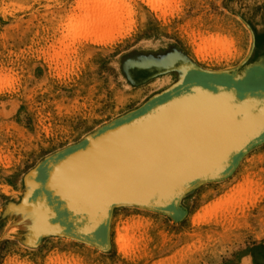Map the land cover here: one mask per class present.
Wrapping results in <instances>:
<instances>
[{
  "label": "rangeland",
  "instance_id": "374dc122",
  "mask_svg": "<svg viewBox=\"0 0 264 264\" xmlns=\"http://www.w3.org/2000/svg\"><path fill=\"white\" fill-rule=\"evenodd\" d=\"M82 1L0 0V264H264V43L256 46L264 42V0H173L172 10L117 0L121 23L92 31L80 27L91 19ZM215 39L228 42L225 50L209 48ZM192 86H203L200 95L220 105L242 132L221 139L229 145L224 151L198 155L200 162L180 158L170 180L185 169L191 176L205 173L187 182L183 194L163 180L136 182L164 200L136 194L146 204L117 202L106 210L95 201L85 220L42 191L47 173L65 156L88 150L152 108L185 102L166 105L194 94L184 90ZM245 95L255 113L250 122H236L229 104H244ZM214 113L200 120L217 118ZM220 151L227 161L218 160ZM245 167L261 186L225 213L193 222L219 196L211 192ZM118 218L147 222L125 254L112 240ZM46 220L64 237L33 232L45 230Z\"/></svg>",
  "mask_w": 264,
  "mask_h": 264
},
{
  "label": "bare ground",
  "instance_id": "6f19581e",
  "mask_svg": "<svg viewBox=\"0 0 264 264\" xmlns=\"http://www.w3.org/2000/svg\"><path fill=\"white\" fill-rule=\"evenodd\" d=\"M116 1L117 0H109V1L108 0H84V1H82L83 6H84L83 10L85 11L84 16L91 17V19L88 22H86V20L81 21L80 27H82L84 24L85 26H87V30H89V31H92L93 29L96 30L98 28L101 29L102 27L106 28V26L107 27H116L118 24L121 23L120 20H122L121 14L115 12L114 6L116 5ZM148 1L150 2L149 4H151V6L155 9L158 6H162L160 8L161 10H162V8H164V9L169 8L170 9L171 8L170 4L172 2L174 4L173 0H155L154 2H151V0H148ZM80 3H81V1H80ZM175 6H176V4H175ZM171 10H172V8H171ZM213 41H216V39ZM222 41L223 40L221 39V41H216L217 44L208 45V46L211 50H213L215 48L216 49L219 48L220 52H222L226 48L225 47L226 40H225V42H222ZM212 43H215V42H212ZM226 43H228V42H226ZM209 44H211V43H209ZM204 50L205 49H203V50L200 49L198 51V49H197V54L199 52V54L201 56H203ZM213 51H215V50H213ZM213 51H211V52H213ZM229 52H230V50L228 51V53ZM197 54H195V55L197 56ZM209 54H210V52H209ZM204 55H205V53H204ZM215 55L214 54L212 55L214 59H216L218 57V55H217V57ZM201 58H203V57H201ZM216 86H217V84H216ZM203 91H205V88L200 89V91L195 89V90H191L189 92V93H194V94H190L189 97L190 96L198 97L196 99H191L190 101H192L193 104H195V103H198L199 105L203 104V106L206 108V110L196 108L195 110H200L201 113L199 111H198V113L192 111L188 115L180 114V116L178 118H179V120L180 119H182V120H181V124L179 122H178V124L183 125L185 127V129H177V132L179 134V140L176 143L172 144L171 146H165V147L161 148V151L164 154H166L168 157H162L159 160L155 159V154L158 152H161V151L153 149V151H152V156H153L152 162L148 164V165H150V168L146 169L144 172L136 173L135 179H129L128 184L130 185V188H128L126 186V181L128 179L123 180L121 177L118 178L119 183L122 185L124 184L123 187H121V186L119 187V190L122 189L123 195H122V199L118 202H137V203L146 204V202H143L142 201L143 199H141V198H148V200L153 199V201L155 199L159 200V201L162 199L164 200V198H162V196H160V195L156 196V195L152 194L153 190L150 188H148L146 191H143L140 188L135 187L136 182H138L140 184L141 182H147V183L149 182L150 183L153 180L158 181V182L163 180V182H164L163 185L165 186V188L170 187L166 183L167 177L169 178V176H170L167 174H169L170 172H174V169L178 165L180 158H182L183 156H193L195 159H197V162H200L201 160L199 158L203 155L208 154L209 149H211V148L221 149L222 148L224 151L229 146L228 142L222 143L221 139L226 138L231 133H237L238 136H240V134L242 132L241 130H237V128H234L231 125L226 126L224 124L226 121L227 122L229 121V118L227 116V113L221 109L220 105H217L215 102L211 101L210 99L207 100L208 98H205L202 95H200L201 92H203ZM245 97H246V95H245ZM241 102L242 101H239V104H235V105L233 104L234 106L229 104V109L231 112L242 113V115H238L235 113V115L232 116V118H235L236 122H239L242 120L243 121L247 120L246 122H250V117L255 113V110H252V109H254V107H252L253 105H251L252 98L246 97L244 99V104H243V102L242 103ZM168 109L174 110V111H177V110L181 111V110H186V107H173V108L170 107ZM209 110L215 111L214 115H218L217 118H212V119H203L202 118L200 120L199 116H201V114H202V116L204 114H208ZM189 121H191L193 123H191ZM182 134H184V138H183ZM172 139H178V138L173 134ZM97 140L95 139L96 142H97ZM224 144L226 145V148L224 147ZM223 151H220L218 153L219 157H221V158H218V160H220V161L223 160V157H222V154H224ZM200 154H203V155L198 156ZM254 161H257V160L254 159L252 162H254ZM204 169L205 168H201L200 169L201 172H203ZM185 170L187 173L185 174V172H184V174H182V176L183 175L184 176H187V175L191 176L190 171H192V169H190V170L185 169ZM203 174H205V173H202L198 176H194V178L202 176ZM257 176H258L257 173L250 172L245 167V169H243V171H241L240 174H238L235 177L234 181L222 185L217 192H211V195L213 197L216 196L215 193H219V196L215 197L211 203L207 204L204 207L201 215L194 216L192 218L193 222H195L196 219L197 218L199 219L200 217L201 218L206 217V216L211 217V216H215L217 214L223 213V212L225 213L233 205L237 204L239 201H242L243 200L242 198H246V197L250 196L249 194H251L253 191H255L256 188L258 189L261 186V180L259 179V177L257 178ZM194 178H192V179H194ZM192 179H190L189 181H191ZM47 180H48V178H47ZM47 180L45 181V184L43 186L42 191L46 192L47 195L50 197H56L57 194H55V196H53V195L51 196V194L48 193L50 188H49V186H48V188H46ZM118 181H116V183H118ZM189 181H187V182H189ZM171 191L168 190V192H171ZM104 192L110 193V197H109L110 199L111 198L116 199L115 197L118 195V191L115 189L108 190V188H106V191L104 190ZM176 192H179V190H177ZM136 194L138 196L140 195L141 198H136ZM207 197H209V196L206 195L205 197H203V199H206ZM96 201L98 203H100V201H101V204H103V202H104L103 199H97ZM149 202H151V201H149ZM114 203H117V202H114ZM107 207L108 206L102 205V208L104 210L108 209ZM73 218L77 219L78 217L75 216ZM73 222H75V221L70 220V223H73ZM77 223H79V222H77ZM112 223H113L112 224L113 225L112 226L113 239L112 238L111 239L114 242L116 250L121 254H125L127 251L132 250L136 245L137 241H136V238L133 234L134 231L141 228L147 222L141 218H129L123 222V221H120L118 218V219L113 220ZM71 258L73 259V257H71ZM61 264H66V263H61Z\"/></svg>",
  "mask_w": 264,
  "mask_h": 264
},
{
  "label": "water",
  "instance_id": "95a60500",
  "mask_svg": "<svg viewBox=\"0 0 264 264\" xmlns=\"http://www.w3.org/2000/svg\"><path fill=\"white\" fill-rule=\"evenodd\" d=\"M196 98L198 97L190 96L166 104L185 101L175 105V107L185 106L186 110L174 111L168 109L170 108L168 106H161L155 110L154 114L140 118L132 124L122 126L103 139L92 143L88 150L84 152L78 150L79 152L76 151L65 156L50 169L46 188L49 186L53 196H55L54 193L57 194L56 197L63 203L64 210L73 217L79 218L81 216L79 219L85 218L86 220L88 210L94 207L93 204L97 199H103V206L110 208L111 204L122 199L123 193L122 189L119 190V187H123L124 184L119 183V177L123 180L128 179L126 181V186H128L129 179H135L136 173L144 172L150 168L148 164L152 162L153 149L161 151V148L171 146L179 140L177 127H181V125H178L177 122L181 124L182 119L179 120V118L174 116L180 114L188 115L192 111L201 113L200 110H195L197 107L192 105V101H187ZM173 134L178 139H172ZM161 152L155 154V159L159 160L162 157H168ZM34 170L32 171L35 172ZM32 171L29 174L33 173ZM35 174L33 175L35 176ZM33 175L31 174V176ZM175 177L173 180L167 178L166 183L171 187L176 186L175 189L179 190V194H183L185 191L184 184L194 178V176L181 177L180 175H175ZM106 188L118 191L116 199L109 198L110 193L104 192ZM37 205L35 207L36 211L42 206L38 203ZM43 212L48 214V218H52L53 211L51 209L44 207ZM36 215L40 216L39 214ZM42 227L45 230L34 227L33 232L42 236L64 237L61 232L55 234L51 230H62L58 224H52L46 220Z\"/></svg>",
  "mask_w": 264,
  "mask_h": 264
},
{
  "label": "crops",
  "instance_id": "0c3cea01",
  "mask_svg": "<svg viewBox=\"0 0 264 264\" xmlns=\"http://www.w3.org/2000/svg\"><path fill=\"white\" fill-rule=\"evenodd\" d=\"M257 40V39H256ZM264 42H262V41H260V42H257V47L260 45V44H263ZM264 47V46H263ZM259 56H264V52H262ZM199 90L200 91V89H204V87L203 86H195V87H187V88H185L184 90L185 91H188V92H190L191 90ZM158 109V108H157ZM155 110L156 109H154V112H155ZM154 112L152 113V114H154ZM180 115H176V116H174V117H179ZM201 116H202V114H201ZM201 116H199V119H200V117ZM203 118V117H202ZM137 120H139V119H137ZM136 121V120H135ZM134 122V121H133ZM178 123V122H177ZM118 124V123H117ZM117 124H115V125H117ZM179 125V124H178ZM177 129H185V127L183 126V125H181V127H177ZM183 132V131H182ZM183 135V138H184V134H182ZM45 161V160H44ZM54 198H57V197H54ZM184 200V199H183Z\"/></svg>",
  "mask_w": 264,
  "mask_h": 264
},
{
  "label": "trees",
  "instance_id": "16d2710c",
  "mask_svg": "<svg viewBox=\"0 0 264 264\" xmlns=\"http://www.w3.org/2000/svg\"><path fill=\"white\" fill-rule=\"evenodd\" d=\"M152 109H153V108H152ZM152 109H150V110H148V112L142 114V115L139 117V119H140V118H144V117H146L147 115H151V114L154 112V110H152ZM136 120H137V119H136ZM134 121H135V120H134ZM47 176H48V173H47Z\"/></svg>",
  "mask_w": 264,
  "mask_h": 264
},
{
  "label": "flooded vegetation",
  "instance_id": "af4514ba",
  "mask_svg": "<svg viewBox=\"0 0 264 264\" xmlns=\"http://www.w3.org/2000/svg\"><path fill=\"white\" fill-rule=\"evenodd\" d=\"M226 126H228V125H230L227 121L224 123ZM224 147L226 148V145L224 144ZM228 157H230V156H228ZM226 159H228V158H223V161H227ZM221 170H223V169H217V170H215L217 173L218 172H220Z\"/></svg>",
  "mask_w": 264,
  "mask_h": 264
}]
</instances>
